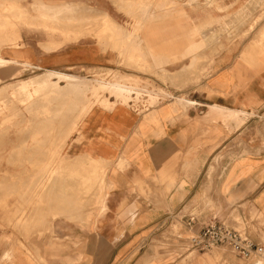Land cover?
<instances>
[{"label": "crops", "instance_id": "0c3cea01", "mask_svg": "<svg viewBox=\"0 0 264 264\" xmlns=\"http://www.w3.org/2000/svg\"><path fill=\"white\" fill-rule=\"evenodd\" d=\"M240 1L0 0L12 23L0 18V43L19 37L0 48V85L26 64L110 70L172 94L142 111L94 105L78 122L55 195L65 165L74 187L94 166L81 158L104 161L103 209L92 215L75 197L23 212L17 183L0 177V264H240L228 248L223 260L187 253L212 218L264 240V23L253 28L258 5Z\"/></svg>", "mask_w": 264, "mask_h": 264}, {"label": "rangeland", "instance_id": "374dc122", "mask_svg": "<svg viewBox=\"0 0 264 264\" xmlns=\"http://www.w3.org/2000/svg\"><path fill=\"white\" fill-rule=\"evenodd\" d=\"M147 1L149 0H143L142 3L149 5ZM179 1L176 0V3ZM254 3L258 5L259 11L256 12L253 28H261L264 23V0H254ZM16 12L19 14L15 13L14 16L21 15L18 8ZM144 13L146 14V10ZM0 18L5 24H12L7 15L3 17L0 13ZM139 23L140 21L135 23L134 36L140 29ZM259 36L263 37L261 41L259 40L260 44H264V33ZM126 40L129 45L135 46L129 35ZM18 43L19 37H16L6 43L1 42L0 48L15 47ZM20 69L15 79L0 85L1 180L10 179L17 183L15 198H17V206H20L23 212L32 211L38 202L39 205L45 203L50 207L56 203L57 198L62 201L73 200L75 197L80 200L79 211L85 210L92 215L93 212L103 209V198L107 187L104 161L81 158L79 161L81 164L94 166L90 172L80 174L78 183L74 187L71 186L70 180L73 178L71 167L65 165L63 177L66 181L61 184L60 195L58 197L55 195L56 178L59 175L62 178V172L59 174L56 172V164L60 163L61 159L64 164L72 162L68 143L78 122L94 105L110 108L116 104H123L141 110L140 107L143 105L154 106L160 98L164 99L172 94L147 80L121 76L105 69L96 70L88 76L74 72L73 68L62 72H49L22 64ZM176 88L181 89L182 86L176 85ZM8 148L11 150L9 156L8 152H4ZM3 153L5 155H2ZM4 168H10L11 171L8 173ZM49 174L51 180L46 181ZM94 183L95 185L92 186ZM79 190L87 193L82 197ZM139 193L146 196L143 188ZM21 195L31 197L26 209L24 204L18 203L21 202L18 201ZM90 199L91 203H88ZM53 217H56L55 213ZM252 218L250 215V219ZM171 234L179 235L181 232L175 226ZM181 247L183 248V245ZM220 249L221 251L217 248L211 250L217 253L218 260H223L225 248ZM262 255L264 256V252ZM237 258L240 264H253L256 260Z\"/></svg>", "mask_w": 264, "mask_h": 264}, {"label": "built area", "instance_id": "2783aa9c", "mask_svg": "<svg viewBox=\"0 0 264 264\" xmlns=\"http://www.w3.org/2000/svg\"><path fill=\"white\" fill-rule=\"evenodd\" d=\"M150 107V106H149ZM141 110L148 106L143 105ZM138 110V109H136ZM188 253L204 252L213 248H228L237 257L250 260L255 258L257 264H264V240L260 243L254 242L246 233L245 229H237L224 220L212 218L203 227L187 237Z\"/></svg>", "mask_w": 264, "mask_h": 264}, {"label": "bare ground", "instance_id": "6f19581e", "mask_svg": "<svg viewBox=\"0 0 264 264\" xmlns=\"http://www.w3.org/2000/svg\"><path fill=\"white\" fill-rule=\"evenodd\" d=\"M17 13V15L19 14L18 12H16ZM30 18V17H29ZM264 33V29L261 31V34H263ZM260 34V35H261ZM130 48V47H129ZM64 78V77H63ZM234 113V112H233ZM51 180V175L49 174L48 175V177H47V179H46V181H50ZM95 185V183L94 184H92V186H94ZM52 191H50V193H51ZM49 193V194H50ZM87 192H85V191H82V190H79V194L80 195H82V197L84 196V194H86ZM53 194V193H52ZM101 194V193H100ZM96 196H97V194H96ZM101 197V196H100ZM100 197H99V199H100ZM101 201V200H100ZM61 202H63V204H64V206H65V204H67L68 202H72V200H62ZM63 206V205H62ZM63 206V207H64ZM62 207V208H63ZM100 208H102V206H100ZM67 210V209H66ZM62 213L64 214V212H63V210H62Z\"/></svg>", "mask_w": 264, "mask_h": 264}]
</instances>
